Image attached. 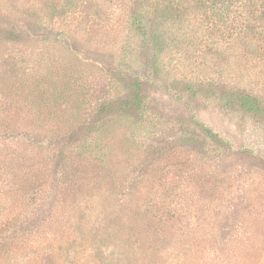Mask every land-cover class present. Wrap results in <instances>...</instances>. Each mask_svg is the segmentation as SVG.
Segmentation results:
<instances>
[{
	"label": "rangeland",
	"instance_id": "1",
	"mask_svg": "<svg viewBox=\"0 0 264 264\" xmlns=\"http://www.w3.org/2000/svg\"><path fill=\"white\" fill-rule=\"evenodd\" d=\"M204 11L0 0V264H264V50Z\"/></svg>",
	"mask_w": 264,
	"mask_h": 264
},
{
	"label": "trees",
	"instance_id": "2",
	"mask_svg": "<svg viewBox=\"0 0 264 264\" xmlns=\"http://www.w3.org/2000/svg\"><path fill=\"white\" fill-rule=\"evenodd\" d=\"M202 4L207 14L227 12V31H237L241 36L253 28L255 34L261 38L264 50V0H193ZM213 16V15H212ZM142 14L131 16V23L139 30H144L146 23ZM260 48V49H262ZM127 97L114 106L105 107L104 114L111 116L133 115L141 108V85L137 79L132 80ZM238 98L240 107L247 113L264 118V104L248 94L233 93ZM206 136L216 140L212 130L202 128Z\"/></svg>",
	"mask_w": 264,
	"mask_h": 264
}]
</instances>
